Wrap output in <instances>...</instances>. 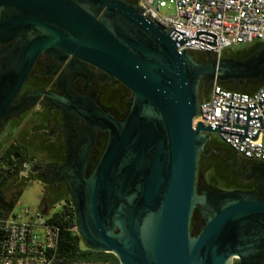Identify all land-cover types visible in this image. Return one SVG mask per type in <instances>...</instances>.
<instances>
[{
  "label": "water",
  "instance_id": "obj_1",
  "mask_svg": "<svg viewBox=\"0 0 264 264\" xmlns=\"http://www.w3.org/2000/svg\"><path fill=\"white\" fill-rule=\"evenodd\" d=\"M161 25L134 0H0V127L42 54L90 63L132 92L122 122L88 102L74 105L86 122L108 132L88 179L76 166L75 220L84 245L111 252L120 264H263L264 197L242 191L196 192L198 153L213 129L198 113L203 77H254L264 44L248 57L177 51ZM208 54L196 61L193 53ZM264 83V82H263ZM262 83V84H263ZM58 101L55 93L39 90ZM21 103L17 108H21ZM199 205L203 225L190 230Z\"/></svg>",
  "mask_w": 264,
  "mask_h": 264
},
{
  "label": "flooded vegetation",
  "instance_id": "obj_2",
  "mask_svg": "<svg viewBox=\"0 0 264 264\" xmlns=\"http://www.w3.org/2000/svg\"><path fill=\"white\" fill-rule=\"evenodd\" d=\"M263 44H244L242 50L249 51L244 56L227 51L226 55L236 59L248 57ZM7 46L0 45V54ZM208 57L205 53H193L196 61H205ZM6 64L7 58L0 56V69ZM214 81L207 77L200 80V101L207 96ZM219 81L230 82L235 88L248 82L262 84L264 69L254 77H225ZM39 90L55 93L65 101L38 93ZM85 101L122 122L129 111L132 92L90 63L70 57L60 60L46 54L38 57L13 101L15 110L1 121L0 155L10 150L13 160L21 167L20 177L10 184L21 189L36 181L42 189L40 201L71 199L75 207L77 161L84 160L82 176L88 179L108 138L105 129L75 113L74 105ZM21 103L25 105L17 108ZM214 173L221 176L210 182V175ZM195 188L199 195L242 191L264 197V162L247 159L220 139L209 138L198 153ZM200 208L197 205L193 210L190 222L193 233L204 223ZM254 259L263 260L264 249H259Z\"/></svg>",
  "mask_w": 264,
  "mask_h": 264
},
{
  "label": "built area",
  "instance_id": "obj_3",
  "mask_svg": "<svg viewBox=\"0 0 264 264\" xmlns=\"http://www.w3.org/2000/svg\"><path fill=\"white\" fill-rule=\"evenodd\" d=\"M173 1L174 13L161 16L159 0H134L144 16L184 41L176 43L178 52L186 49L219 57L241 44L264 42V0ZM198 123L217 129L219 139L243 157L264 162V83L252 93L214 83L199 102L191 128ZM55 214L75 220L73 201L56 200L28 219L14 213L0 217V264L60 263L56 257L60 226L52 220ZM68 229L77 232L76 222ZM16 254H25V262H16ZM237 263L233 257L228 264Z\"/></svg>",
  "mask_w": 264,
  "mask_h": 264
},
{
  "label": "trees",
  "instance_id": "obj_4",
  "mask_svg": "<svg viewBox=\"0 0 264 264\" xmlns=\"http://www.w3.org/2000/svg\"><path fill=\"white\" fill-rule=\"evenodd\" d=\"M256 44H254V47ZM230 52L234 56H244L249 51L242 49H228L221 53L222 56H226L227 52ZM219 85L226 90L240 91L246 93L254 92L261 84H255L248 82L237 88L233 87L230 82L219 81ZM211 89V86H210ZM209 89V91H210ZM0 160L3 166H0V217H5L11 213L13 206L15 205L17 199L16 195L19 193L20 189L17 186V191L14 189L9 191V187H13L10 184L12 180L18 179L21 167L13 160L10 150H5L0 155ZM216 173L210 175L209 181L214 182L217 179ZM16 186V185H15ZM40 201V208L46 210L54 201ZM52 220L58 223L60 226V234L58 240V246L56 249V257L61 261L58 264H120L118 258L111 252L103 251H93L88 249L81 241V238L77 232L68 229L71 222H76L75 220H69L64 218L62 215L55 214ZM238 264V263H237Z\"/></svg>",
  "mask_w": 264,
  "mask_h": 264
},
{
  "label": "rangeland",
  "instance_id": "obj_5",
  "mask_svg": "<svg viewBox=\"0 0 264 264\" xmlns=\"http://www.w3.org/2000/svg\"><path fill=\"white\" fill-rule=\"evenodd\" d=\"M157 7H158V12L161 16L171 15L175 11L173 0H159ZM243 46L244 44H241L231 50L242 49ZM215 57L220 59L225 56L220 55L219 57L217 56ZM214 83L219 85V81H214ZM214 83H212V85ZM209 135H210L209 137L212 140L218 139V136L216 133H210ZM20 175L21 173H19L18 177H20ZM14 189L17 191V186L14 185L13 187L8 188L9 191H12ZM41 192H42L41 185L37 183L36 181L26 184L24 187L20 189L19 193L16 195L17 205L13 206L11 213L19 214L20 216L26 219L31 217L33 213L40 210V199L39 198L41 196Z\"/></svg>",
  "mask_w": 264,
  "mask_h": 264
},
{
  "label": "bare ground",
  "instance_id": "obj_6",
  "mask_svg": "<svg viewBox=\"0 0 264 264\" xmlns=\"http://www.w3.org/2000/svg\"><path fill=\"white\" fill-rule=\"evenodd\" d=\"M16 262H25V254H16ZM14 264V263H3ZM24 264H47V263H24Z\"/></svg>",
  "mask_w": 264,
  "mask_h": 264
},
{
  "label": "crops",
  "instance_id": "obj_7",
  "mask_svg": "<svg viewBox=\"0 0 264 264\" xmlns=\"http://www.w3.org/2000/svg\"><path fill=\"white\" fill-rule=\"evenodd\" d=\"M219 139V138H218ZM238 261V260H237Z\"/></svg>",
  "mask_w": 264,
  "mask_h": 264
}]
</instances>
